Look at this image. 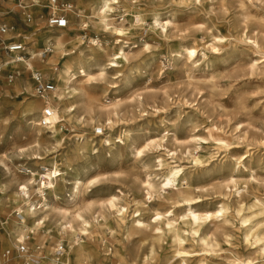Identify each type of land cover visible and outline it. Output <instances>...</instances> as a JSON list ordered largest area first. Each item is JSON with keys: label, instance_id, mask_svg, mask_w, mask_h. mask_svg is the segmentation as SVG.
<instances>
[{"label": "rangeland", "instance_id": "obj_1", "mask_svg": "<svg viewBox=\"0 0 264 264\" xmlns=\"http://www.w3.org/2000/svg\"><path fill=\"white\" fill-rule=\"evenodd\" d=\"M37 1L45 4L44 0ZM69 1L83 13H87L88 6L94 2ZM119 1L113 16L115 23L121 20L124 9H131L141 12L145 24L123 40L114 34L100 31L96 34L107 50L124 43L129 64L120 69L117 78L109 68L104 77L98 76L97 67L91 70L92 80H86V76L79 78L75 86L79 98L75 111L62 115L53 110L57 137L64 138L59 147L53 149L55 143L50 128L40 123L42 110L39 108L44 104L42 99L36 98L30 72H26L22 80L29 82L27 90L17 86L19 76L11 87L10 96H0V161L7 167L0 162V254L13 240L12 228L21 223L14 211L22 204L15 206L11 202L12 192L17 183L24 182L31 188L40 179L33 181L30 175L18 170L50 168L48 161L55 156L60 199L46 195L50 207L35 215L36 219L48 214L46 222L25 240L31 249L41 244L42 257L49 254L61 258L55 252L57 246L62 244L65 251L67 245L76 241L75 237L65 236L59 241L56 232L59 209L73 212L76 206L83 210L91 206L96 214L103 206L106 210L103 213L114 229L110 233L104 226L95 225L81 239L77 230L76 237L85 245L87 253L82 264L116 261L131 264L148 246L160 241L150 228H138L132 223L131 214L136 215L133 213L135 202L144 207L141 214L148 220L154 218V209L166 210L167 214L174 210L180 215L188 213L189 205L203 210L213 209L220 202L226 206L223 218L206 219L196 235L182 232L184 250L192 252L186 262L179 261L172 253L176 245L164 235L161 249L151 256L149 264H264V0ZM5 4L11 8L9 2ZM154 10L159 11L161 20L169 17L171 22L166 29L156 27L151 20ZM35 23H42L38 25L39 30L44 25L43 18L35 19ZM77 23L78 17L72 14L67 29H52L72 40L70 35L77 32ZM13 24L16 33L20 32L27 40L36 33H29L20 18L14 17ZM83 34L85 41L93 37L88 29ZM218 34L226 40L217 50L210 49L209 44ZM253 38L260 45L259 53L250 44L249 39ZM192 41L205 46L204 51L198 48L199 61L193 65L180 51L182 44ZM143 42L148 44V49ZM83 46L87 49L86 43ZM67 48L77 53V47L69 45ZM91 53L96 56L95 50L91 49ZM49 54L42 59L46 60ZM13 57L15 55L5 60ZM255 59L257 65L252 68ZM37 65L38 69L43 68ZM8 71L5 69L3 73ZM112 85L116 88H111ZM105 92L120 99L118 110L124 121L108 130L111 146L102 144L103 132L100 136L94 134L97 122H104L105 116L98 117L97 109L104 104ZM137 95L142 98L141 104ZM123 126L129 132L121 143L117 136ZM198 135L207 141L195 143L191 137ZM218 137L231 143L229 149L214 146L213 140ZM151 138H163L164 147L176 151L174 162L170 164L183 167L181 183L184 186L181 187L186 189V195H175L176 187H170L162 192V197L155 200L148 197L142 184L145 175L159 173L158 156L164 159L170 156L166 151L151 150L137 156L136 148ZM75 147L82 148L76 150ZM19 150L24 151L22 155H16ZM74 178H81L84 184L78 194L70 191ZM115 198L128 206L123 224L113 218ZM30 199L36 206L35 190L30 189ZM190 226L188 222L180 228ZM249 229L259 234V241H246ZM40 264L49 263L44 258Z\"/></svg>", "mask_w": 264, "mask_h": 264}, {"label": "bare ground", "instance_id": "obj_2", "mask_svg": "<svg viewBox=\"0 0 264 264\" xmlns=\"http://www.w3.org/2000/svg\"><path fill=\"white\" fill-rule=\"evenodd\" d=\"M125 1L130 2L132 0ZM35 2L38 6H43L38 4L37 0H35ZM119 3V0H94V2L88 6L87 13H83L80 9H75L73 15L78 17V23L76 29L77 32H72L70 35L72 40L65 39L60 32L57 33L52 28L42 25V28L37 30L36 33L27 40L26 50L24 52L26 54L25 57L15 55V57L11 59H6V65L10 66L11 70L18 71L19 75L16 79L21 76V78L17 80V86H21L24 91L29 87V82L26 79L22 82L24 78L23 75L26 72L34 73L35 71H38L44 75V78L48 77L46 79L54 82L55 88L51 91L50 97L48 98L50 92L45 97L47 99L46 104L50 107L47 108L49 110V115L46 116V123L44 124V127L50 128L55 143L53 145L54 150L59 147L61 140L64 141L62 136L57 137L58 128L54 126L56 122L55 116L53 115L54 111L59 114L61 113L62 115L71 114L75 111L76 104L79 103V98H77L78 96L75 93V86L80 80L79 78L86 76V80H92L94 74L91 73V70L93 67L98 68V71H95L97 72L95 74L100 77H104L106 75V69L109 68L117 75L114 76V78H117L120 69L129 64V53L125 50L124 43L120 42L115 48L112 47V49L107 50L104 46V42H102L96 34L99 31L102 33L114 34L123 40V37L127 38L135 28L145 24V18L141 12L131 9H124V14L121 15V20L118 23H115L116 18L113 16L115 15L114 12ZM39 9V11L42 12L43 8L39 7ZM11 12V8L5 6L0 8V16H3V20H9ZM135 17L137 18L138 23L133 21V18ZM150 18L156 27L160 25V29L162 30L164 28L166 29L171 22L169 17L161 20V14L157 10L151 12ZM36 19L39 21L41 17L37 16ZM70 19L71 17L69 18V21ZM67 26L64 30L68 28ZM85 29H88L93 34V37L89 38L87 41L84 40L86 38L83 34ZM14 30L16 33L15 27ZM14 32H11V34ZM76 40H78V46H76L77 43H74ZM224 40H226V38L222 34L215 35L212 39L213 42L209 44L210 49L217 50ZM249 41L250 44L253 45L255 51L259 53L260 45L257 40L253 38L249 39ZM85 43L87 49L83 46ZM143 44L145 48L148 49V44L145 42H143ZM69 45L77 47V53L75 50L68 49L67 47ZM199 47H201L202 51L205 50L204 44L195 41L180 46V51L184 54L185 58L190 61L191 65L196 64L199 61L197 58ZM45 48L50 51L46 60L42 59L43 50ZM91 49H93V51L95 50L96 56L91 53ZM202 56L205 57L204 52H202ZM16 57H21L22 61H17ZM36 63L43 68L38 69ZM52 63L54 64L52 65ZM256 65L257 60L255 59L253 60L251 67L253 68ZM20 80L21 84H19ZM111 88H116V85H112ZM31 96L35 95L31 94ZM103 98L104 104L98 107L97 115L98 117L105 116V118L104 122H97V129H101L103 132L102 144L111 146V135L108 133V130H111L113 126L119 122L124 124V121H121L118 110V102L120 99L115 95L108 96V92L104 93ZM137 99L141 104L142 98L140 95H137ZM43 108H45V106H40L39 109L42 110ZM41 112L42 111L39 113ZM128 132L129 131L125 127L120 129L117 136L119 138L118 142L120 141L123 143L124 137L128 136ZM191 138L197 144H202L207 141V139L199 137V135L192 136ZM163 141V138L157 140L151 138L147 140L143 146L136 148L135 151L137 156H142V154L148 150L155 151L156 153L166 151L168 152V155H170L169 158L166 159L172 160L171 162H167L166 159L158 156L157 170H159V173H145L146 175L142 184L148 192V197L153 200L157 197H162V192L170 189V187H176V191L173 192L175 195H186V189L181 187L184 186L182 184L183 167L178 164H170L174 162L176 151L166 149ZM213 141L214 146L217 148H228L231 144L228 140L222 137H218ZM37 146H39V144H37ZM80 148L75 147L74 149L79 150ZM23 152L24 151L19 150L16 155H22ZM55 159V156L51 157L48 161V163H50V168H44L42 171L28 168L26 170H18V172L30 175L29 177L33 181L38 178L40 179H38V183L35 182L36 184L32 185L31 188H29L24 182L17 183L15 192H12L13 197L11 198V202L14 203L15 206L20 204H22V206L17 210V213L20 214L21 223L16 224L14 229L12 228L14 231L11 233V239H18L20 241L28 240L36 233L38 228H41L45 224L48 214L38 216L36 219L35 215L39 211H45L50 207L49 200L46 196L47 194L55 199H60V195L57 193V168ZM2 165L6 167L4 163H2ZM83 185L81 178H74L70 185V191L74 194H78L83 188ZM30 189L33 191L35 190V194L40 196L38 207L34 206L30 199ZM114 203L116 208L113 218L117 223L123 224L128 216L127 203L121 202L118 198H115ZM138 204V202H135V208L133 210V213H136V215L133 216V214H131L132 223L138 228H150L155 237L160 241L154 242L148 246L144 252L132 259L131 264H149L151 256L157 251V249H161L160 243L162 242L164 235L168 236L171 242L176 245V248L172 253H174L176 257H179V261L186 262L192 252L184 250V237L182 236V232L190 231L192 234L196 235L203 221L206 219H216L218 217L223 218L226 213V206L224 203L219 202L218 204L216 203L217 206L213 209L198 210L193 209L192 206L189 205L187 208L188 213L180 215L175 214L174 210H172L170 214H167L166 210L157 211L154 209L152 215L154 218L148 220L141 214V210H143L144 207H140ZM147 207H150V204ZM86 208L87 210H83L80 206H76L73 212H69L67 209H59L56 213L58 216L56 221V232L59 241L62 242L61 237L64 236L69 238L75 237L76 241L73 245L66 246V250L60 254L61 258L50 257L48 254L45 257H41V260H44L45 258L49 264H82L87 253H85V245L81 244L76 237L77 230L81 235V237H79L80 239L84 235L89 234L94 229L95 225L104 226L110 233L114 232V229L108 221L109 219L103 213L106 211L103 206H100L102 211L100 210V212H97L96 214L91 211V206H86ZM188 222L191 226L182 230L180 225H184ZM258 235L259 234L256 231H251L249 229L245 235V239L247 242L259 241L260 237ZM108 250L110 251V249ZM105 255L108 256V252L105 253ZM110 264H120V262L116 261L111 262Z\"/></svg>", "mask_w": 264, "mask_h": 264}, {"label": "built area", "instance_id": "obj_3", "mask_svg": "<svg viewBox=\"0 0 264 264\" xmlns=\"http://www.w3.org/2000/svg\"><path fill=\"white\" fill-rule=\"evenodd\" d=\"M11 4L12 12L10 20H3V16H0V96L9 97L11 87L19 75L17 70H11L10 66L6 65L5 58L8 56H21L26 50L27 37L23 36L20 32L15 33L13 24L14 17L20 18L25 28L29 29V33H34L39 27L35 23L36 17L43 18V23L46 27L53 29H63L69 23V18L73 14L74 6L69 0H44L43 6H38L35 0H0V7H3L5 3ZM6 5V4H5ZM9 6V5H8ZM43 8L42 12L36 11L37 8ZM63 21V23H61ZM134 22L138 23L137 18H134ZM11 32H14L11 34ZM50 53L48 49L43 50L42 57ZM17 61H22L21 57H16ZM9 70L4 74V70ZM31 73V72H30ZM31 79L34 84V92L36 97L43 99L45 108L40 113V123H46V116L49 115V110L46 108V95L53 91L55 84L52 80H47L38 71L31 73ZM95 135H102L101 129L94 130ZM39 198L34 200L36 207L39 205ZM42 199V196H41ZM16 215H19L14 211ZM43 251L41 244H36L31 249L26 241H20L13 239L7 248L3 249L0 254V264H40ZM63 251V245L57 246L55 252L60 255ZM14 259V261H12Z\"/></svg>", "mask_w": 264, "mask_h": 264}, {"label": "crops", "instance_id": "obj_4", "mask_svg": "<svg viewBox=\"0 0 264 264\" xmlns=\"http://www.w3.org/2000/svg\"><path fill=\"white\" fill-rule=\"evenodd\" d=\"M10 20V19H9ZM6 21V20H5ZM7 22V21H6ZM16 81V80H15ZM51 94V93H50ZM36 98H38V97H36ZM39 99V98H38Z\"/></svg>", "mask_w": 264, "mask_h": 264}, {"label": "snow or ice", "instance_id": "obj_5", "mask_svg": "<svg viewBox=\"0 0 264 264\" xmlns=\"http://www.w3.org/2000/svg\"><path fill=\"white\" fill-rule=\"evenodd\" d=\"M61 23H63V21H61Z\"/></svg>", "mask_w": 264, "mask_h": 264}]
</instances>
